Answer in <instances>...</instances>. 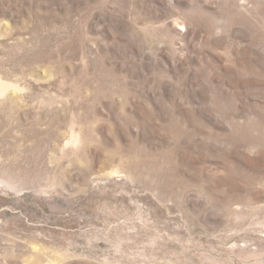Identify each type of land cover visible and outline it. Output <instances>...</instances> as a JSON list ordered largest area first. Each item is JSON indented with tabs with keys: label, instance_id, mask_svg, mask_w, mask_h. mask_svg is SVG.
I'll return each mask as SVG.
<instances>
[{
	"label": "rangeland",
	"instance_id": "374dc122",
	"mask_svg": "<svg viewBox=\"0 0 264 264\" xmlns=\"http://www.w3.org/2000/svg\"><path fill=\"white\" fill-rule=\"evenodd\" d=\"M0 264H264V0H0Z\"/></svg>",
	"mask_w": 264,
	"mask_h": 264
}]
</instances>
